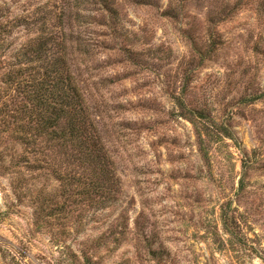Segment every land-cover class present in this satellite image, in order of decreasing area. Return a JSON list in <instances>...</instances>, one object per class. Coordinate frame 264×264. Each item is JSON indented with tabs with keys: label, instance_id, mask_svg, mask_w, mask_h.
I'll return each mask as SVG.
<instances>
[{
	"label": "rangeland",
	"instance_id": "374dc122",
	"mask_svg": "<svg viewBox=\"0 0 264 264\" xmlns=\"http://www.w3.org/2000/svg\"><path fill=\"white\" fill-rule=\"evenodd\" d=\"M260 2L116 0L112 30L82 14L70 24L74 69L129 218L127 242L101 249L99 264H264ZM2 180L0 213L12 205ZM36 185L58 189L51 177ZM14 205L0 216V241L23 249L24 264H81L79 251L104 231L31 226L47 220L28 199ZM223 214L235 220L233 239L222 234Z\"/></svg>",
	"mask_w": 264,
	"mask_h": 264
},
{
	"label": "trees",
	"instance_id": "16d2710c",
	"mask_svg": "<svg viewBox=\"0 0 264 264\" xmlns=\"http://www.w3.org/2000/svg\"><path fill=\"white\" fill-rule=\"evenodd\" d=\"M254 13L264 31V0ZM81 14L111 30L119 19L116 0H0V179L7 177L2 193L12 201L0 216L6 217L14 201L28 199L33 215L47 220L31 226L62 229L76 223L86 231L94 223L104 231L82 247L78 259L99 264L101 249L110 255L127 242L129 218L115 162L74 69L69 31ZM207 22V32L218 34V25ZM48 177L58 183L53 194L36 185ZM221 223L222 234L233 239V217L223 214ZM0 258L4 264H24L26 255L1 240Z\"/></svg>",
	"mask_w": 264,
	"mask_h": 264
}]
</instances>
